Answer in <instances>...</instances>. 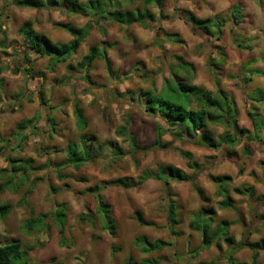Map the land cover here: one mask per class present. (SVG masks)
I'll return each instance as SVG.
<instances>
[{"label":"clouds","instance_id":"1","mask_svg":"<svg viewBox=\"0 0 264 264\" xmlns=\"http://www.w3.org/2000/svg\"><path fill=\"white\" fill-rule=\"evenodd\" d=\"M0 264H264V0H0Z\"/></svg>","mask_w":264,"mask_h":264}]
</instances>
